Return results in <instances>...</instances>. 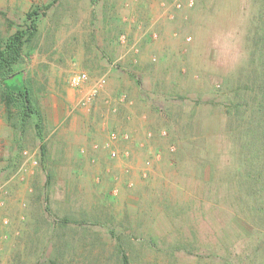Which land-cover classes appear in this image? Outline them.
Here are the masks:
<instances>
[{"label": "rangeland", "instance_id": "1", "mask_svg": "<svg viewBox=\"0 0 264 264\" xmlns=\"http://www.w3.org/2000/svg\"><path fill=\"white\" fill-rule=\"evenodd\" d=\"M187 1L0 0V44L30 9L43 13L11 70L39 116L20 123L15 107L12 127L0 101V264H47L55 234L74 248L58 264L89 254L115 264L117 246L129 264H264V211L230 112L260 0ZM135 32L152 74L138 93L149 116L131 110V88L109 90L86 68L89 46L118 66L91 35L120 45ZM75 73L88 76L78 89L68 83Z\"/></svg>", "mask_w": 264, "mask_h": 264}, {"label": "trees", "instance_id": "2", "mask_svg": "<svg viewBox=\"0 0 264 264\" xmlns=\"http://www.w3.org/2000/svg\"><path fill=\"white\" fill-rule=\"evenodd\" d=\"M261 7L251 22V34L247 38L248 43V63L244 76L236 80L232 90V103L230 112H233V133L236 148L239 152L240 160L249 166V173L245 178L253 185L251 195L255 198L257 211H264V0H260ZM51 4L44 6L43 11L49 9ZM42 9L34 7L25 16V26L16 30L8 39L0 44V84L2 91L0 101L4 107L6 121L13 125L14 114L12 109L17 107L18 121L22 123L31 115L39 116L34 102L26 86L11 72L13 66L20 63L24 58V49L31 42L37 33L38 21L42 15ZM37 135L42 141L39 125ZM44 152L43 146L41 147ZM60 229H64L60 225ZM57 242L62 245L54 247L56 257H47V264H58V259L66 255L61 253V249L70 248L65 236L54 235ZM87 234L83 236L85 243L81 242L82 249L93 250L94 242L87 239ZM63 240V241H62ZM90 255V254H89ZM89 255L83 256L81 264H101L97 257ZM116 257L115 264H129L127 255L121 247H116L112 256ZM111 258V256H110ZM58 260V261H57ZM72 260V259H71ZM40 264V263H38Z\"/></svg>", "mask_w": 264, "mask_h": 264}, {"label": "crops", "instance_id": "3", "mask_svg": "<svg viewBox=\"0 0 264 264\" xmlns=\"http://www.w3.org/2000/svg\"><path fill=\"white\" fill-rule=\"evenodd\" d=\"M135 12L137 16L140 15V11ZM133 18L134 15L132 14V16L127 19L128 22L126 26L131 27L130 24L134 21L132 20ZM128 33L126 34V36L129 42L127 44H122L121 42L119 43L120 45H117L114 42L112 43L111 40L114 39V36L112 35L101 36L100 34L98 35V37L91 35L90 40H93L94 37L95 41L98 40L100 45L103 44L106 46L105 48L102 47L99 52H103L105 56L109 57L110 59H114L113 61H115V63L118 62V66L109 63L106 64L103 60L100 59L101 56L96 55L94 51L95 49L89 46L87 63L88 65L86 68L89 71H92V73L94 74H99L98 76H104L107 81L106 86L107 88H109V90L112 88H131V97L133 98L132 105H135V107L131 110L138 114V116H141L143 114L149 116L148 113H150L151 111L148 107V104L143 99H141L142 97L138 96V93L139 85L143 83L148 85V83H150L151 81L150 76L152 74H149L147 70L148 67H146L144 64L146 53L144 51L142 52V49L140 50L139 48L137 49L135 47L136 41L140 40L142 36H137V32H135L133 36H129L130 34ZM91 45H93V41ZM94 62H97V64H94ZM140 80L142 82H139ZM109 90L107 89L106 91L108 92ZM127 110H130V108ZM128 112L131 113L130 111Z\"/></svg>", "mask_w": 264, "mask_h": 264}, {"label": "built area", "instance_id": "4", "mask_svg": "<svg viewBox=\"0 0 264 264\" xmlns=\"http://www.w3.org/2000/svg\"><path fill=\"white\" fill-rule=\"evenodd\" d=\"M186 6L188 8H192L194 6V0H188L186 2ZM176 9H180L181 5L180 4H176L175 5ZM122 41L124 38H121ZM88 81V76L85 73H75L72 76H70L68 83L69 86L72 88H80L81 86H83L86 82ZM104 84V79L103 78H99L95 85L90 89V92L88 93V97L87 100L90 101L93 97L96 96V94L98 93L99 88H101V86Z\"/></svg>", "mask_w": 264, "mask_h": 264}]
</instances>
